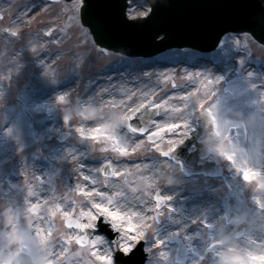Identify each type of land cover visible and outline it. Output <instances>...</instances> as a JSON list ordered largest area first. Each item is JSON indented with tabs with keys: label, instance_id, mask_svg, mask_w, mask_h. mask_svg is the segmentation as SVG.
Segmentation results:
<instances>
[{
	"label": "snow or ice",
	"instance_id": "snow-or-ice-1",
	"mask_svg": "<svg viewBox=\"0 0 264 264\" xmlns=\"http://www.w3.org/2000/svg\"><path fill=\"white\" fill-rule=\"evenodd\" d=\"M260 3H264V0H260ZM89 5L90 0H73L71 15L68 17L69 22L74 24L83 36L82 43L85 45L84 52L76 58V63L72 66V73L79 75L90 53L97 50L105 55H119L121 62L143 64V61L131 59L123 52L116 53L100 45L95 37L114 25L124 28L155 25L161 8L158 0H119V3H106L104 7L109 9L106 14L90 13ZM225 7L232 10L229 26L215 32V39L206 54L188 48L175 51L169 49L172 62L190 63L194 66L203 62V71L189 72L185 69V76L181 77L198 83L201 87L188 91L184 86L177 85L172 70L167 73L159 72L156 76L157 81L165 87L170 83L173 89L159 100L156 99L159 89L149 87L143 82L142 87L135 89H130L124 84L117 86L110 83L108 87L101 89L107 93V101L99 107L89 105L81 113L99 117L97 126L91 132H86L83 127L76 129L82 140L87 142L89 150H94V143H101L105 145L101 151L107 152L111 149L121 156H128L130 151L136 152L144 145L143 137L146 136L149 147H154L160 152L165 158V163L172 161L184 171V166L177 160L175 152L189 138L196 126L203 125L221 141L216 152L238 169L246 183H254L257 189L264 190V170H256L248 163L251 154L261 161L264 168V72L258 73L248 67L253 49L257 47L264 49V7L256 6L255 11H249L253 7L249 0H232ZM39 9L40 5L33 0L31 5H25L20 11L28 14ZM3 18V12H0V20ZM205 27L212 29L210 23ZM54 30V26L47 27L43 37L49 39L44 40L42 37L37 41L30 40L28 45L19 50V54L30 50L34 63H39L43 76L53 84H60L57 68L53 67L55 58H48L43 51L48 43L62 42L58 36L53 35ZM3 31L7 33L6 38L9 40L22 39L18 26L10 25ZM60 31L63 32L65 29L61 28ZM169 36V30L164 27H155L150 33L153 41L156 39L165 41ZM209 64L220 74L214 73L212 68L207 66ZM19 67L17 65V71ZM143 76L150 82L153 73L144 71ZM94 83V80H90V84ZM57 99L59 102L68 103V93L59 94ZM36 108L49 112L53 109L49 103L38 104ZM105 108L109 111L105 112ZM233 112H239L241 116L247 118L232 119L229 114ZM63 120L69 121L70 116L65 114ZM153 128L155 131H152ZM5 131L11 136L14 129L9 127ZM165 132L171 134L166 148L162 145ZM242 134L246 141L250 139L251 142L242 144L239 139ZM17 141L19 143V137ZM20 147L22 149L23 145ZM66 153L82 167V162L73 154V149H67ZM105 160L107 162L105 167L90 170L84 175V179L90 180L93 185L90 190L77 183L74 188L69 186L70 194L61 197V202H55L54 196L51 197V203L49 200L44 201L45 205L50 203L46 210L47 228L37 227L35 235L32 233L31 215H28V226L24 228L20 212L9 208L5 213L6 224L13 231L8 234V239H16L20 243L19 247L13 250L10 245H5L3 240H0V257L5 255V249L8 256V259H0V264H29V261L31 264H117V254L130 257L142 242L147 243L148 229L151 228L147 222L148 217L118 199L123 198L125 193L119 190L118 182L108 179L124 176V182L127 183L126 176L133 173L127 168L122 173L113 166L110 158L105 157ZM157 164L158 162L153 161L151 167L160 171ZM143 168L148 169L149 165L144 164ZM140 169V164L135 165L136 172ZM74 170L80 171L79 168ZM93 173H102L105 177L104 184L111 185L117 190L109 191L95 187L101 184V181ZM81 174L83 175V172ZM151 189H155L153 208L155 215L151 220L158 221L161 208L167 206L169 211L174 210L170 205L172 197L161 194L155 177L139 175V182L133 191L153 196ZM27 191L29 197L38 196L31 185ZM72 193H78L84 197V201H77ZM25 200L30 205L25 209L26 214L37 215L43 207L39 202L33 204L27 197ZM64 201H68L67 205L63 203ZM140 202L143 204L145 200L141 199ZM257 203L264 212V201L258 200ZM57 215L64 218L67 231L61 232L59 238H54L56 232L54 219ZM204 222L208 228H213L206 218ZM22 228L32 243H25L23 237L17 235ZM108 229L111 230L109 235L115 233L114 238L108 239L103 234ZM249 241L257 243L251 237ZM163 244L164 241L156 238V243L146 251L151 253L153 248L161 247ZM259 246L264 247V241H260ZM161 256L166 258V253L161 252ZM236 258L241 259L239 256ZM253 258L264 259V256Z\"/></svg>",
	"mask_w": 264,
	"mask_h": 264
},
{
	"label": "rangeland",
	"instance_id": "rangeland-1",
	"mask_svg": "<svg viewBox=\"0 0 264 264\" xmlns=\"http://www.w3.org/2000/svg\"><path fill=\"white\" fill-rule=\"evenodd\" d=\"M32 2L33 0L0 1V12L4 14V18L0 20V33L4 28L14 25L18 26V30L22 34V39L20 40L5 39L0 34V41H2L0 42V150L14 148V153L8 156L7 161L0 167V233L8 230L4 214L9 208L19 210L21 224L24 228H27L28 215H31L32 233L35 235V229L39 227L38 219L45 221L41 229L47 228L46 222L48 217L46 210L50 206L51 197L54 196L56 198L55 202L59 203L61 202V197L70 194L69 186L74 188L79 183L82 186H86L89 190L93 187L90 180L86 181L83 178L86 175V171H82L83 175H81V172L74 170L80 169L81 164L71 159L66 153L67 149H73V154H76L78 160L82 163L88 162L90 166L88 172L94 170L95 166L97 168L105 167L107 164L105 157H108L113 161L114 167L118 168L120 165H125V168L133 173L126 176L127 183L124 182V176L110 177L108 179L118 182L119 190L125 193L123 198L118 199L126 202L130 207L135 208L139 212L141 210L138 207L144 209V212L141 213L148 217L147 222L151 225V228L148 229V242L145 243V250L155 244L156 238L164 241L166 237L183 230L182 225H179L180 230L178 228L176 230V226L170 227V222L174 218H177V213L181 212L184 204H189L184 208V218L187 221L194 222V224L191 223L193 224L192 229L196 227L205 228L204 226H200L205 224V218L212 225L216 223L217 228H221V231L225 228L222 224L228 223L233 225L234 230L249 229L253 223L252 220L259 218L260 220L255 222L256 226L254 229H264V212L259 210L257 206L249 205L244 207L239 196L240 192H245L247 195L254 192V197L259 201H264V190L257 189L254 183H246L240 176L238 169L229 162H227L228 172L232 174L233 171H236L239 174L237 178L231 177V179L224 178L220 181H212L198 176L186 178L181 172L179 174L182 177L181 182L175 185L169 184L166 180V174L169 171L168 164L174 165L177 169L179 167L171 162L165 163L162 154L157 152L154 147H149L146 136L143 137L145 141L144 145L136 152L130 151L128 156H121L111 149L107 152L101 151L105 146L101 143H94V150H89L87 142L83 141L76 131L77 128H85L84 123H79L72 113L69 114V121L63 120V116L66 114L64 108L73 105L77 100L81 101L86 96L84 90H86L87 86L91 87L96 84L107 86L111 81L109 77L113 76L122 82V84L129 85L130 89L142 87V82L148 84L149 87L158 88L156 99L159 100L160 97L171 93L173 89L170 83L165 87L164 84L157 81L156 76L159 72L167 73L169 70H172L177 85L184 86L188 91H194L201 86L186 78L181 79V77L185 76V69L189 72L203 71V68H201L203 62L193 67L190 63H175L171 61L170 52L167 51L165 54L151 59H134L143 61V64H128L121 62L119 55H105L97 50L90 53L79 75H74L71 71L72 66L76 63V58L84 52L85 45L82 43L83 36L80 34L78 28L68 20V17L71 15L73 1L70 3L61 1L58 3H48L46 0H36V3L40 5L38 11L28 14L20 11L25 5H31ZM49 26H54L53 35L58 36L62 42L60 44L48 43L43 51L48 58H55L53 67L57 68L60 83L63 81L72 85L68 93V103L58 101V95L62 94L58 87L60 84H53L47 81L42 74L39 63H34L31 51L19 54V50L28 45L30 40L37 41L42 38L44 30ZM61 28H64L65 31L61 32ZM43 39L47 40L49 38L43 37ZM4 41L14 42V45L8 48ZM251 62H257L256 67H252L250 65ZM17 65L20 66L19 71L16 70ZM262 65H264V49L254 48L248 67L250 70H255L259 73L264 72ZM207 66L212 68L214 73L220 74L216 68L210 65ZM144 71H151L153 73L150 82L146 77L145 80L143 76ZM9 77L11 78L9 79ZM90 80H94L95 83L90 84ZM106 94L101 90L95 91L93 98L86 102L87 106L99 107L107 101V99L103 98ZM137 97H139V93H137ZM44 103L50 104L53 108L51 112L37 110L36 106ZM79 107L83 112V107ZM80 110L78 109L77 112ZM108 110L105 108V112ZM229 115L232 119L237 120L247 118L241 116L239 112H233ZM94 117L88 115L85 120L94 119ZM256 119L258 120L259 117L257 116ZM8 122L11 125L4 127ZM9 127L14 129L11 136L7 135L5 131ZM152 131H155V128ZM60 132L70 133L63 142L57 140ZM209 133V130L206 129L203 138ZM136 135L139 136L140 134ZM177 135H179V132ZM242 135L239 138L240 141ZM170 136V133L165 132V140L162 142L165 148ZM17 137H19V143ZM5 141H7V145ZM21 144L23 145L22 149L20 147ZM80 153L84 155L81 156L79 155ZM147 157H151L152 159L148 161L146 160ZM209 158L215 161L221 158L222 160H226L218 152H210ZM139 159H142V161ZM153 161L158 162L157 167L160 168V171L153 169L150 176L155 177L156 185L161 194L166 196L173 194L175 196V199L170 201L171 208L174 210L169 211L167 206L161 208L159 223L151 220L153 216L151 211L154 208V203L152 202L153 196H146L141 191H133L137 187L141 173V170L136 172L135 165L140 164L142 168L144 164H148V169H150L152 168ZM131 162H134V167L132 168ZM248 163L249 166L256 170L263 169L261 161L251 154ZM148 169L143 168L144 171ZM120 171L124 172V170ZM13 172L16 174L15 179L12 178ZM96 175L101 184L95 185V187L109 191L117 190L116 188H112L111 185L104 184L105 177L102 173ZM42 179L47 180L50 187L48 194L46 196L43 194V198L38 201L43 207L37 215L26 214L25 209L30 206L25 200L26 197L30 200L27 191L28 186L31 185L36 191L37 184L44 185ZM150 191H153L154 195L155 189H151ZM207 193H209L211 199L207 201L208 203H213L212 196L216 195L223 198L222 202H215L213 206L205 205L203 200L205 199L204 195ZM71 195L77 201H84V197L78 193H72ZM180 197H183V199H179ZM197 198L200 199L199 201H203L205 208L198 206L199 208L195 209L194 206H191ZM141 199H144L145 203L142 204L140 202ZM45 200L50 201L49 205L44 204ZM63 203L67 205L68 201H64ZM78 210L79 208H77ZM195 218L198 221H193ZM216 219L219 221H216ZM63 221L64 218L60 215H57L54 219V227L56 229L54 238H59L61 232L67 231ZM0 240H3V238L0 237ZM3 243H5L4 240ZM217 243L219 244L216 246L217 249L211 251V253L216 255L215 262L213 261L212 264H218L219 254L223 251L222 249L228 247L234 241L229 237L228 240L222 238ZM73 250H75V246H73ZM6 252L7 249H5V254ZM161 252L166 253V258L161 256ZM147 253L146 264H169L170 252L165 241L161 247L153 248L151 253ZM231 259L234 258L232 257Z\"/></svg>",
	"mask_w": 264,
	"mask_h": 264
},
{
	"label": "water",
	"instance_id": "water-1",
	"mask_svg": "<svg viewBox=\"0 0 264 264\" xmlns=\"http://www.w3.org/2000/svg\"><path fill=\"white\" fill-rule=\"evenodd\" d=\"M70 1V0H65ZM161 7L165 0H158ZM232 0H180L177 8L168 7L159 10L155 25L144 28H124L111 26L95 37L99 44L113 51H119L134 56H152L172 47H192L201 50H208L215 39V32L220 28L229 26L232 10L225 7ZM106 3H119V0H90L88 11L90 13H104L109 9L104 7ZM253 5L249 11H255L256 6L264 7L260 0H249ZM212 25V29L205 27ZM155 27H164L169 30L170 36L165 41H153L150 37L151 31ZM126 47V48H124ZM130 50V51H129ZM143 53H142V52ZM203 125H198V129L193 131L191 139L187 140L182 148L178 149L175 155L184 168L191 172H200L194 165L200 156L205 155V148L197 143L201 137ZM61 136L60 139H63ZM189 147L196 148V152L186 154ZM109 230H106L108 233ZM112 238L114 236L112 235ZM145 256L142 254V245H139L132 256L124 257L119 254L118 264H143ZM29 264L31 262L29 261Z\"/></svg>",
	"mask_w": 264,
	"mask_h": 264
},
{
	"label": "bare ground",
	"instance_id": "bare-ground-1",
	"mask_svg": "<svg viewBox=\"0 0 264 264\" xmlns=\"http://www.w3.org/2000/svg\"><path fill=\"white\" fill-rule=\"evenodd\" d=\"M201 68H203V65H201ZM162 70V68H160ZM145 78V77H144ZM111 81L107 84V86H103V85H100V84H96L94 86H91V87H87L86 90H84V92L86 93V96L81 100V102H75L73 105L71 106H67L66 108H64V111L66 112V114H74L73 116L75 117V119L77 121H79V123H84L85 125V131L86 132H91V130L93 128H95L97 126V121L99 119L98 116H95L94 119H90V120H85L86 117L88 116L87 114L85 115H82V111L80 110V107H83V109L85 107H87V101L90 99L93 98V93L95 94V91H100L102 87H108L109 84H115L117 86L121 85L122 82H120L117 78H115L114 76L111 77L110 79ZM146 80V78H145ZM48 82H50L48 79H47ZM128 88L130 87L129 85H126ZM59 87V91L63 94L65 92L69 93L70 90H71V87L72 85L69 84V83H66V82H61L60 83V86ZM116 95H119L118 93H115ZM104 99H107V94L105 95V97H103ZM80 110L77 112V110ZM109 111V110H108ZM107 112V111H106ZM11 124L8 122L7 124L4 125V127H7V126H10ZM6 142V145H7V141ZM242 144H247V143H250V139L249 140H245L244 139V136L242 135V138H241V141H240ZM8 147V146H7ZM0 167L7 161V157L12 155L14 153V148H9V149H2L0 150ZM6 157V158H5ZM126 166L125 165H120L118 167L119 170H124ZM134 167V165H132L131 163V168ZM97 167L95 166L94 169H96ZM88 169H90V166L88 164V162H84L82 163V167L80 166V171L79 172H82V171H86V175L88 174ZM141 170V173L140 175H145V176H150L153 169L150 168L148 170H143V167L140 169ZM264 170V168L262 169ZM82 175V174H81ZM12 178H16V174L15 172L12 173ZM84 178V177H83ZM42 182L44 183V185H40V184H37V189H36V192L38 193V196H35V197H30V201L35 204V202H38L40 199H42V195L45 194V196L48 194V189H50L49 187V183L47 182V180L45 179H42ZM89 186H91L89 183H88ZM178 194V193H176ZM172 197V199H175V196L173 194L170 195ZM179 199H183V197H180ZM199 200V199H198ZM194 202V201H193ZM189 205V204H184V208ZM191 206H194V208H199L198 206H203V201H195V203H192ZM205 207V205L203 206V208ZM184 208L181 210V212L177 213V218H174L173 220H171L170 224L171 225H174L176 224L177 222H180L184 217H185V211H184ZM139 210H141V212H144V209L138 207ZM5 215V214H4ZM37 222H39V228H42L44 226V221L43 220H40L38 219ZM181 223H184V224H187L188 222L184 221V222H181ZM36 224V223H35Z\"/></svg>",
	"mask_w": 264,
	"mask_h": 264
},
{
	"label": "flooded vegetation",
	"instance_id": "flooded-vegetation-1",
	"mask_svg": "<svg viewBox=\"0 0 264 264\" xmlns=\"http://www.w3.org/2000/svg\"><path fill=\"white\" fill-rule=\"evenodd\" d=\"M260 220L259 218L253 219V223L251 224V227L249 229H242L241 231H234L232 232L233 226L232 224H229L226 226L224 233L221 234L220 230H215L214 228L210 229L211 232H213V235L205 234L201 232L200 234H193L192 230H185L181 234H175L173 237L179 238L181 242L185 245L187 249V257L185 264H207L206 257H207V249L209 244L217 239L219 236H233L236 240L235 243L240 244L244 247H247L249 249H256L259 246L260 241H264V229H254L256 226L255 222ZM218 221V220H217ZM184 225V223L180 224ZM172 237V238H173ZM249 237H251L253 240L257 241V243H251L249 241ZM176 246H171V261L174 262V255L176 252ZM237 256H235V259L239 262L238 264H241V259H237Z\"/></svg>",
	"mask_w": 264,
	"mask_h": 264
},
{
	"label": "clouds",
	"instance_id": "clouds-1",
	"mask_svg": "<svg viewBox=\"0 0 264 264\" xmlns=\"http://www.w3.org/2000/svg\"><path fill=\"white\" fill-rule=\"evenodd\" d=\"M202 143L204 147L210 152H216L217 145L221 143V141L212 133H209L205 138H203ZM250 161V157L248 162ZM169 171L166 174V180L169 184H179L181 182L182 177L179 175L183 170L177 169L174 165L168 164ZM18 210V209H17ZM19 211V210H18ZM7 231L0 233V237L5 241V245H10L13 250L19 247V240L8 239V234L12 233L13 229L8 227ZM17 235L22 236L25 243H32V241L28 238V234L22 228ZM223 239L228 240L229 237L223 236ZM233 256H239L241 258V264H264V259L253 258L264 256V247L258 246L256 249H249L237 243H231L228 247H226L219 254L218 264H229V260ZM0 259H8L7 252ZM15 261V258H12Z\"/></svg>",
	"mask_w": 264,
	"mask_h": 264
}]
</instances>
